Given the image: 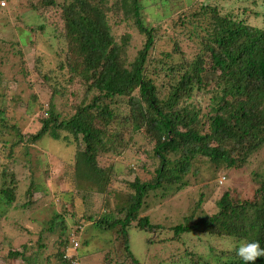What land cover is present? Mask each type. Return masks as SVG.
Masks as SVG:
<instances>
[{
  "label": "trees",
  "instance_id": "obj_1",
  "mask_svg": "<svg viewBox=\"0 0 264 264\" xmlns=\"http://www.w3.org/2000/svg\"><path fill=\"white\" fill-rule=\"evenodd\" d=\"M146 1L149 2L63 0L57 5V0H42L44 5L58 6L61 10L60 17L71 52L70 57H66V64L84 80L80 85L85 86L84 97H91V101L79 106L69 117L62 118L61 112L53 103L50 104L39 130L28 134L26 140L37 141L50 135L58 141L62 138L60 132H65L77 141L81 135L85 147L76 153L77 174L102 193L111 180V170L100 167L96 156L111 150L106 146V137H109L104 132L106 126L117 121H130L115 109L118 104H125L136 125L146 129L153 140V155L159 160L155 176L152 181L142 182L139 177L130 183L121 181L130 188L124 196L118 192L125 199L111 207L104 201L101 209L94 210L89 197L84 194L87 208L82 214L71 211V220L74 224L92 223L94 228L112 234L115 248L104 254L105 264H139L130 247L128 229L132 227L149 234L169 230L171 241L186 237V243L194 247L186 245L182 250L181 263L244 264L235 251L240 243L258 241L264 248V178L257 182L249 196L239 193L233 196V190L226 188L216 201V212L197 218L191 213L184 222L173 227L152 223L149 217H141V210L150 191L173 187L181 190L196 185L197 182L189 179L190 175L198 173V169L193 170L195 162H207L214 170H235L264 146V29L249 24V19L237 21L231 14H218L216 8L202 1L200 7L209 9L208 24L206 19H200V15H196V21L188 23L198 44L192 51H186L183 49L184 40L171 37L172 50L160 51L156 50V45L166 34L160 33L164 28L160 23L147 22ZM39 7L32 5L35 11ZM10 8L15 10V5ZM152 13L155 16L156 11ZM148 17L154 18L151 13ZM122 24L124 27L120 34L115 35L114 31ZM132 33L137 35L140 45L131 43ZM168 43L171 44L170 40ZM132 46L139 48L132 53ZM157 52L162 55H156ZM73 59L74 64L71 63ZM152 70L156 72V78L160 74L169 77L167 97L159 96L154 80L148 77L147 72ZM201 92L210 96L206 132L198 129L201 111L191 101L192 94ZM55 95L61 96L62 92L55 90L50 102L55 100ZM183 96L186 98L181 104ZM96 117L104 120L102 128L95 125ZM0 122H4L3 117ZM18 135L24 139L19 132ZM111 143H115L112 135ZM170 153L180 157L173 160ZM235 154L239 156L235 157ZM34 188L32 185L27 187V202L22 206L31 204L28 197L32 196ZM17 195L16 183L12 181L9 184L0 178V212L9 208ZM201 202L202 198L197 206ZM63 213H54L45 223L43 232L46 230L58 235L52 259L61 264H73L80 257H66V250L71 247L68 240L70 227ZM187 236L223 239L231 244V248L221 249L217 255L211 248V255L205 256L200 245L187 241ZM147 241L148 244L162 242L158 238ZM11 255L20 257L23 264L34 263L35 253L26 245L23 252L13 251ZM255 264H264V257L258 258Z\"/></svg>",
  "mask_w": 264,
  "mask_h": 264
},
{
  "label": "rangeland",
  "instance_id": "obj_2",
  "mask_svg": "<svg viewBox=\"0 0 264 264\" xmlns=\"http://www.w3.org/2000/svg\"><path fill=\"white\" fill-rule=\"evenodd\" d=\"M192 1L195 3L188 0L145 2L147 22L151 21L154 25L160 23L164 27L160 33L166 34L162 42L156 45V50L171 51L172 37L184 40L183 49L192 51L199 41L191 35L192 29L188 23L196 21V15H200L202 20L206 19L207 24L209 21V9L200 7L202 1L216 8L218 14H231L237 21L249 19V24L264 29V0ZM62 3L63 0H57V5ZM12 5H15V10L10 8ZM32 5L40 7L35 11ZM153 11H156L155 16ZM150 13L154 18L149 19ZM60 16L58 6L44 5L42 0H0V118H4V122H0V178L9 184L15 182L18 191V198L13 201L11 209H1L0 212V264H23L20 257L14 258L11 253L23 252L24 245L35 253L33 264H61L52 259L58 235L46 230L43 232L45 223L54 213L66 211L63 214L70 227V235L75 228L70 212L82 214L86 210L84 194L89 197L94 210L101 209L104 201L110 203V207L114 206L124 201L125 198L117 193L124 196L130 188L127 183L138 177L142 182L152 181L154 170L159 164L153 155V140L145 132L146 129L136 125L135 118L131 117L125 104H118L115 109L130 121H117L106 126L104 132L109 136H105L106 146L111 150L102 151L96 156L100 167L111 170V180L102 193H98L93 189L94 186L77 174L76 153L85 147L81 135L77 141L65 132H60L62 138L58 141L50 135L37 141L26 140L28 134L39 130L41 121L47 117L46 111L50 104L55 105L62 118L69 117L79 106L91 101V97H84L86 88L80 85V81L83 83L84 80L76 76L66 64V57H70L71 52ZM39 25H42L40 29ZM121 26L114 31L115 35L120 34L124 24ZM132 35L134 38L131 43L140 45L137 35ZM137 48L132 46V53ZM158 52L155 54L161 56ZM128 56L132 57L131 54ZM74 60H71L72 64ZM147 73L154 80L159 96L167 97L170 92L169 77L160 74L156 78L154 70ZM55 90L61 91L62 95H55V100L50 102ZM191 96V101L201 111L198 129L206 132L210 96L203 92ZM185 98L183 96L180 99L181 104ZM94 122L97 127H103L104 120L101 117H96ZM18 132L24 137L23 140L19 138ZM111 135L114 144L111 143ZM238 156L235 154V157ZM169 157L175 160L180 156L170 153ZM194 169H198V173L190 175L189 179L197 182L196 185L181 190L173 187L150 191L145 197L141 217H149L152 223L169 228L184 222L185 217L191 213L197 218L205 213L211 215L216 212V201L226 188L233 190V196L237 193L251 195L257 182L264 178V146L252 153L247 162L235 170H214L207 162H195ZM121 181L127 182L126 185L121 184ZM29 185L36 189L28 197L31 204L22 206L27 202L26 189ZM200 198L201 205L197 206ZM128 234L131 251L139 264H185L180 262L182 250L186 245L188 248L194 247L186 243V237L169 240L172 236L169 230L149 234L132 227L128 229ZM85 236L88 244L87 240L82 239L85 245L82 246L81 241L77 251L79 264H105L104 254L112 251L115 245L112 234L88 225ZM149 238H158L162 242L148 244ZM187 241L199 244L205 256L211 255V248L215 255L221 249L231 248V244L223 239H198L193 236ZM49 255L51 257L48 259Z\"/></svg>",
  "mask_w": 264,
  "mask_h": 264
},
{
  "label": "clouds",
  "instance_id": "obj_3",
  "mask_svg": "<svg viewBox=\"0 0 264 264\" xmlns=\"http://www.w3.org/2000/svg\"><path fill=\"white\" fill-rule=\"evenodd\" d=\"M4 3V2H3ZM2 4V2H1ZM5 4V3H4ZM75 228L71 232L70 235H68V240H69V246L66 250V257H71L72 255L75 256L77 255V251L80 248L79 245L83 239L87 240L88 244V239L85 236V232H87V226L92 225V223H87L86 225H81L80 223L74 224ZM94 228L95 226L92 225ZM82 241V246L85 245ZM77 243L76 245L74 243ZM71 250V252H69ZM236 255L244 262V264H255V261L260 258L264 257V248H261L260 243L258 241H253V242H242L239 244V246L235 249ZM77 262V264L80 263V259H75L73 261Z\"/></svg>",
  "mask_w": 264,
  "mask_h": 264
},
{
  "label": "built area",
  "instance_id": "obj_4",
  "mask_svg": "<svg viewBox=\"0 0 264 264\" xmlns=\"http://www.w3.org/2000/svg\"><path fill=\"white\" fill-rule=\"evenodd\" d=\"M2 4H4L3 2H2ZM75 245L77 244L76 242L74 243ZM75 264H77V262H74Z\"/></svg>",
  "mask_w": 264,
  "mask_h": 264
}]
</instances>
